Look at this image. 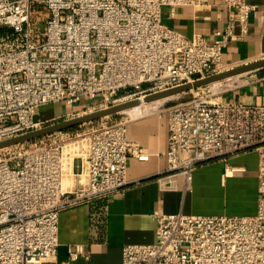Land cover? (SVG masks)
I'll list each match as a JSON object with an SVG mask.
<instances>
[{
    "label": "built area",
    "instance_id": "2783aa9c",
    "mask_svg": "<svg viewBox=\"0 0 264 264\" xmlns=\"http://www.w3.org/2000/svg\"><path fill=\"white\" fill-rule=\"evenodd\" d=\"M200 4L0 0V141L48 124L34 118L44 105L92 98L98 110L226 70L221 54L233 39V23L244 30L255 6L225 0L234 14L211 40L162 22V7ZM35 12L44 16L42 29L34 28ZM215 84L163 109L167 139L159 178L173 186V176L186 177L199 164L253 151L255 213H156L153 242L124 244L121 264H264V104L225 100V87ZM126 122L107 116L81 133L61 131L0 149V264H72L81 254L74 246L56 260L58 213L120 193L128 183L127 159L149 158L126 137Z\"/></svg>",
    "mask_w": 264,
    "mask_h": 264
},
{
    "label": "crops",
    "instance_id": "0c3cea01",
    "mask_svg": "<svg viewBox=\"0 0 264 264\" xmlns=\"http://www.w3.org/2000/svg\"><path fill=\"white\" fill-rule=\"evenodd\" d=\"M254 4L244 30L234 21L232 38L221 54L225 68L264 58V0ZM235 7L225 0H201L200 6L162 7V22L187 37H220ZM217 82L221 97L244 104H264V68ZM96 99L81 98L70 105L58 102L36 109L34 118L48 122L93 109ZM146 107V106H145ZM141 107L117 118L126 122V137L149 154L146 161L127 159V185L120 192L80 204L58 213L56 260L67 258L68 249L81 248L72 264H121V248L127 243L148 244L154 240L156 213L184 212L211 215H252L256 211L257 156L253 151L226 160L197 165L185 177L176 175L170 186L159 178L165 168L167 120L163 110ZM226 167L239 168L228 169ZM52 264V263H42ZM165 264V263H160Z\"/></svg>",
    "mask_w": 264,
    "mask_h": 264
},
{
    "label": "water",
    "instance_id": "95a60500",
    "mask_svg": "<svg viewBox=\"0 0 264 264\" xmlns=\"http://www.w3.org/2000/svg\"><path fill=\"white\" fill-rule=\"evenodd\" d=\"M262 68H264V58L244 63L235 67H231L221 72L209 75L205 78L197 79L192 82H187L167 90L148 94L143 98H137L130 101L115 104L106 108L94 110L92 112L81 114L70 119L48 123L38 129L0 141V149L10 147L16 144L33 141L35 139L50 135L52 133L65 131L85 123L96 121L103 117L120 114L133 108L139 107L141 105L176 98L181 96L182 94H186L187 92L196 87L230 79L232 77L250 73Z\"/></svg>",
    "mask_w": 264,
    "mask_h": 264
},
{
    "label": "rangeland",
    "instance_id": "374dc122",
    "mask_svg": "<svg viewBox=\"0 0 264 264\" xmlns=\"http://www.w3.org/2000/svg\"><path fill=\"white\" fill-rule=\"evenodd\" d=\"M33 8L35 10H37V8H39V6H34ZM32 21H33L34 28H36V29H42V27H43V21H44V16H39L37 14V12H35L34 15H33ZM227 69H229V68H227ZM253 72H255V71H253ZM250 73H252V72H250ZM233 78H236V77H233ZM228 80H230V79H228ZM190 96H191V93L190 92H187L186 94H182L181 96L176 97V98L168 99V100H165V101H158V102H154V103H150V104H145V105H142V106L133 108L131 110L137 111L139 108L145 107V106L146 107H149V108L151 107V108H153L155 110H163L167 106H170V105L174 104L175 102H178V101H181V100H186V99L190 98ZM91 111H94V109H92ZM110 117L113 120H114V118L117 119L116 116H110ZM56 121H59V119L57 118V119L51 120V121H49L47 123H53V122H56ZM95 125H97V123H85V124H82L80 126H77L74 130H65V131H71L74 134L75 133H81V132H84V131H86V130H88L90 128H94Z\"/></svg>",
    "mask_w": 264,
    "mask_h": 264
},
{
    "label": "trees",
    "instance_id": "16d2710c",
    "mask_svg": "<svg viewBox=\"0 0 264 264\" xmlns=\"http://www.w3.org/2000/svg\"><path fill=\"white\" fill-rule=\"evenodd\" d=\"M76 127H73V128H70V129H68V130H74Z\"/></svg>",
    "mask_w": 264,
    "mask_h": 264
},
{
    "label": "bare ground",
    "instance_id": "6f19581e",
    "mask_svg": "<svg viewBox=\"0 0 264 264\" xmlns=\"http://www.w3.org/2000/svg\"><path fill=\"white\" fill-rule=\"evenodd\" d=\"M213 84H215V83H213ZM154 103V102H153ZM142 106V105H141Z\"/></svg>",
    "mask_w": 264,
    "mask_h": 264
}]
</instances>
